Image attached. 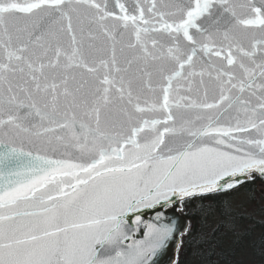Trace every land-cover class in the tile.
<instances>
[{
	"label": "snow or ice",
	"instance_id": "1",
	"mask_svg": "<svg viewBox=\"0 0 264 264\" xmlns=\"http://www.w3.org/2000/svg\"><path fill=\"white\" fill-rule=\"evenodd\" d=\"M257 201L264 0H0V264H264Z\"/></svg>",
	"mask_w": 264,
	"mask_h": 264
},
{
	"label": "trees",
	"instance_id": "2",
	"mask_svg": "<svg viewBox=\"0 0 264 264\" xmlns=\"http://www.w3.org/2000/svg\"><path fill=\"white\" fill-rule=\"evenodd\" d=\"M256 188L258 189L259 188V185L256 186ZM246 196L248 198V205L246 207H249L251 208L252 207V203H251V200H250V195L251 193L248 192V191H240V192H237V193H234L231 197V204L233 205V207H238V203H236L234 201V197L236 196ZM259 207H260V203L259 201H257V205H256V215L254 217V219L257 221V226H255L253 229H252V236H251V239L252 240H255V241H259L260 240V237L262 234H264V228H261L259 226L260 222L262 220H264V216H262L259 212ZM221 218L219 217H215V218H212L211 219V223H215L217 220H219ZM241 227H248V222L247 221H244V222H241ZM225 247H227V244H225ZM236 259L238 260H241L243 262V264H259V257L258 255H254L253 254V251L250 247H248L247 245L245 246V248L243 249V251H241ZM188 262H193L195 264H199V261L192 257L191 253L189 252L188 254V257L187 259L185 260V264H187Z\"/></svg>",
	"mask_w": 264,
	"mask_h": 264
},
{
	"label": "water",
	"instance_id": "3",
	"mask_svg": "<svg viewBox=\"0 0 264 264\" xmlns=\"http://www.w3.org/2000/svg\"><path fill=\"white\" fill-rule=\"evenodd\" d=\"M148 218H151V217H148ZM175 255H176V251H175V249H172V251L170 253H168L167 255H165V254L158 255V258L157 259L159 261H162L163 264H168L169 258L170 257L174 258Z\"/></svg>",
	"mask_w": 264,
	"mask_h": 264
},
{
	"label": "rangeland",
	"instance_id": "4",
	"mask_svg": "<svg viewBox=\"0 0 264 264\" xmlns=\"http://www.w3.org/2000/svg\"><path fill=\"white\" fill-rule=\"evenodd\" d=\"M234 201L236 202V203H238V205H241V204H243L245 207L248 205V198L246 197V196H236V197H234ZM259 203H261L260 201H259ZM187 264H195V263H193V262H188Z\"/></svg>",
	"mask_w": 264,
	"mask_h": 264
}]
</instances>
